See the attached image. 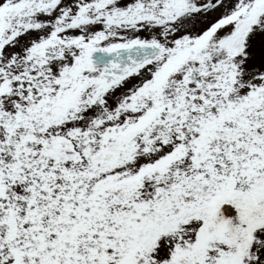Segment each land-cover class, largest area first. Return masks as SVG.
I'll list each match as a JSON object with an SVG mask.
<instances>
[{
  "label": "snow or ice",
  "instance_id": "6c2138e0",
  "mask_svg": "<svg viewBox=\"0 0 264 264\" xmlns=\"http://www.w3.org/2000/svg\"><path fill=\"white\" fill-rule=\"evenodd\" d=\"M0 264H264V0H0Z\"/></svg>",
  "mask_w": 264,
  "mask_h": 264
}]
</instances>
